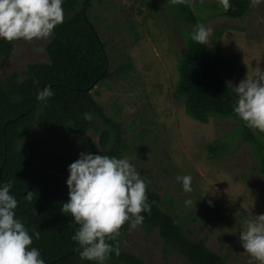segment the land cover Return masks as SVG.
Returning a JSON list of instances; mask_svg holds the SVG:
<instances>
[{
	"label": "rangeland",
	"instance_id": "1",
	"mask_svg": "<svg viewBox=\"0 0 264 264\" xmlns=\"http://www.w3.org/2000/svg\"><path fill=\"white\" fill-rule=\"evenodd\" d=\"M185 3L212 29L209 48L218 45L223 56L232 57L226 69L219 66L225 81L238 83L246 73L264 69V0L240 20L224 17L220 0H91L90 17L107 45L110 73L92 94L106 116L122 126L123 157L149 181L161 209L176 218L184 234L205 241L227 264H259L239 242L246 221L264 214V178L253 147L242 140L238 121L199 123L186 114L185 102L174 97L192 30L181 17ZM49 41H13L12 57L0 60V78L18 73L23 80L28 65L48 63ZM127 64L133 71L115 73ZM252 130L264 141V132ZM36 137L48 161L63 156L69 163L85 151V140L99 142L94 132L76 136L39 130ZM211 146L219 148L216 153ZM101 152L99 148L97 154ZM183 175L192 177L190 193L176 180ZM187 199L193 202L189 206ZM120 237L123 250L146 264H186L167 250L157 231L138 225Z\"/></svg>",
	"mask_w": 264,
	"mask_h": 264
},
{
	"label": "trees",
	"instance_id": "2",
	"mask_svg": "<svg viewBox=\"0 0 264 264\" xmlns=\"http://www.w3.org/2000/svg\"><path fill=\"white\" fill-rule=\"evenodd\" d=\"M260 0H229L222 15L240 20L250 14ZM91 0H64V21L56 26L46 46L48 63L30 64L24 71L25 79L13 73L0 78V182L13 183L18 207L16 216L30 230L40 232L32 247L40 250L46 264H95L81 260L78 244L71 239L77 225L61 212L68 199L66 179L68 165L65 157L48 161L38 131L57 134L66 131L76 136L89 132L99 135V142L85 140V151L123 157L127 150L123 129L107 117L94 98L93 89L110 77L107 45L102 40L90 17ZM182 19L192 27L186 39V50L179 67V81L174 93L185 102L186 114L199 123L211 118L238 121L244 142L251 144L258 161V171L264 178V141L252 128L233 112L235 97L228 90L219 66L226 69L232 57L223 56L216 45L199 44L191 39L193 26L202 24L188 3L181 7ZM14 42L0 39V60L11 58ZM132 64L120 66L115 73L133 71ZM51 85L54 95L45 102L36 100V91ZM89 112L92 120L83 119ZM219 148L211 146L214 153ZM32 191L31 203L24 193ZM151 212L141 213L140 224L148 232L157 231L167 250L178 253L186 264H227L222 256L212 251L205 241H194L184 234L182 226L170 213L161 209L158 193L147 186ZM131 228L125 222L115 240L109 241L119 254L111 253L106 264H146L142 258L123 250L120 234Z\"/></svg>",
	"mask_w": 264,
	"mask_h": 264
},
{
	"label": "clouds",
	"instance_id": "3",
	"mask_svg": "<svg viewBox=\"0 0 264 264\" xmlns=\"http://www.w3.org/2000/svg\"><path fill=\"white\" fill-rule=\"evenodd\" d=\"M257 0H253L255 4ZM64 0H0V39L6 41L47 39L64 21ZM225 9L229 0H220ZM212 29L203 24L193 26L191 39L207 44ZM235 97L233 112L246 126L264 132V69L248 75L238 83L226 81ZM54 95L51 85L36 91V100L47 102ZM83 119L92 120L84 112ZM66 185L68 199L61 212L77 225L71 239L79 248L80 259L106 264L111 253L119 254L109 241L115 240L119 229L127 222L130 228L142 224L144 215L151 212L147 196L148 180L141 176L127 157L83 151L68 165ZM184 192L192 191L190 175L177 176ZM11 180L0 182V264H46L38 248L32 247L40 232L30 230L16 216L18 200L11 191ZM24 200H33L32 191L24 193ZM191 205V199L184 201ZM211 206V201H208ZM253 217V216H252ZM239 242L246 253L264 264V214L246 221L240 231Z\"/></svg>",
	"mask_w": 264,
	"mask_h": 264
}]
</instances>
